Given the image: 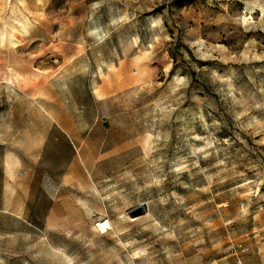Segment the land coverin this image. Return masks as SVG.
Here are the masks:
<instances>
[{"label": "rangeland", "instance_id": "rangeland-1", "mask_svg": "<svg viewBox=\"0 0 264 264\" xmlns=\"http://www.w3.org/2000/svg\"><path fill=\"white\" fill-rule=\"evenodd\" d=\"M0 264H264V0H0Z\"/></svg>", "mask_w": 264, "mask_h": 264}, {"label": "bare ground", "instance_id": "bare-ground-1", "mask_svg": "<svg viewBox=\"0 0 264 264\" xmlns=\"http://www.w3.org/2000/svg\"><path fill=\"white\" fill-rule=\"evenodd\" d=\"M81 157L83 158V162L85 163V165L88 167L90 166V161H88L87 159H85V153L84 151H80ZM99 227H100V231L101 233L105 234L109 231H113L115 233H117L118 235H123L124 232V228L120 227V226H114L112 224V222L110 220H106V221H102L99 223Z\"/></svg>", "mask_w": 264, "mask_h": 264}, {"label": "water", "instance_id": "water-1", "mask_svg": "<svg viewBox=\"0 0 264 264\" xmlns=\"http://www.w3.org/2000/svg\"><path fill=\"white\" fill-rule=\"evenodd\" d=\"M145 209H146V206H145ZM139 210L142 212V208L141 207H139ZM131 216L132 217H135L136 216V214H134V211L131 212Z\"/></svg>", "mask_w": 264, "mask_h": 264}]
</instances>
